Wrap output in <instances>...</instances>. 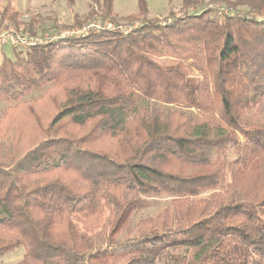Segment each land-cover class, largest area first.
<instances>
[{"label":"trees","instance_id":"obj_1","mask_svg":"<svg viewBox=\"0 0 264 264\" xmlns=\"http://www.w3.org/2000/svg\"><path fill=\"white\" fill-rule=\"evenodd\" d=\"M2 1L0 31L7 22L41 36L39 16L21 30L15 1ZM198 1L129 33L101 30L4 55L0 118L60 85L53 125L92 128L85 138L47 137L0 164V260L23 249L15 264H264V0L191 10ZM113 4L103 0L101 19L115 23ZM147 12L139 0L129 20ZM93 136H123L132 150L119 158L90 148ZM172 162L195 171H172ZM163 196L176 200L172 208L135 222ZM102 212L110 219L94 233L87 222Z\"/></svg>","mask_w":264,"mask_h":264},{"label":"rangeland","instance_id":"obj_2","mask_svg":"<svg viewBox=\"0 0 264 264\" xmlns=\"http://www.w3.org/2000/svg\"><path fill=\"white\" fill-rule=\"evenodd\" d=\"M211 1L213 0H204L203 5H197L191 10H200L205 5L210 4ZM138 2L139 0H114L115 23L100 18L104 10L103 0H60L53 2H50V0H17L15 7L22 14L21 22H23V25L20 27L21 30L34 16L40 17L38 22L35 23L34 30H38L42 37L66 34V32L77 30L93 22L107 23L111 29H124L134 24L140 26L148 19L159 18V21H165L167 18H172L170 14L179 17L184 8L183 0H145L148 10L147 15L129 20V16L138 12ZM2 6L3 1L0 0V15ZM94 13L97 16L90 17L87 22L85 17ZM77 19L82 21L79 26L76 23ZM7 26L13 27L14 25L5 22L3 28ZM4 55L12 57L13 47L0 45V63ZM64 95V87L60 85L48 88L41 95L40 92L35 90L30 96L25 97L27 100H20L18 104L6 111V115L0 118V164L7 165L11 161L23 157L47 137L73 136L85 138L88 135L92 128L91 124L82 127L73 125L69 120H65L55 126L53 125L54 117L64 101ZM144 101L143 104L146 106L154 104L148 100ZM161 108L165 109L168 107L161 106ZM170 108L182 110V107L175 105ZM192 114L199 116V111L193 109ZM89 144L91 145L90 148L108 151L119 158H124L132 150V144L127 143L123 136H93ZM229 157L234 160L235 155L231 154ZM169 168L181 174H189L194 170V168L178 162L170 163ZM209 193L210 190L205 191L203 197H206ZM175 201L169 196L151 199L148 208L142 211L135 222H139L140 218L155 216L164 209L172 208ZM177 205L179 208L184 207V210L187 208L185 203L183 205L179 201ZM110 216V212H102L96 215L93 219L88 220V228L94 233H102L103 226L109 221ZM23 255L24 250L19 249L17 252L1 259L0 264H15L23 258Z\"/></svg>","mask_w":264,"mask_h":264},{"label":"built area","instance_id":"obj_3","mask_svg":"<svg viewBox=\"0 0 264 264\" xmlns=\"http://www.w3.org/2000/svg\"><path fill=\"white\" fill-rule=\"evenodd\" d=\"M109 25L107 23L103 24L102 22H93L91 24H87L81 28H78L77 30H72L71 32H66V34H61L59 36H32L29 33H23L18 30H16L14 27L10 26L8 28H4L0 31V45H10L14 49L21 50L26 49L30 47H34L40 44L47 43L49 41H54L56 39L62 38V37H81L89 35L93 32H99L101 30H109L111 28L108 27ZM139 25L134 24L130 25L129 27H126L124 29L121 28H114L113 30H119L124 33L132 32L134 28H137Z\"/></svg>","mask_w":264,"mask_h":264},{"label":"crops","instance_id":"obj_4","mask_svg":"<svg viewBox=\"0 0 264 264\" xmlns=\"http://www.w3.org/2000/svg\"><path fill=\"white\" fill-rule=\"evenodd\" d=\"M14 1H15V3H16L17 0H14ZM53 1H60V0H50V2H53ZM15 3H14V6H15ZM15 8H16V7H15ZM16 10H17V8H16ZM17 11L20 12V10H17Z\"/></svg>","mask_w":264,"mask_h":264}]
</instances>
